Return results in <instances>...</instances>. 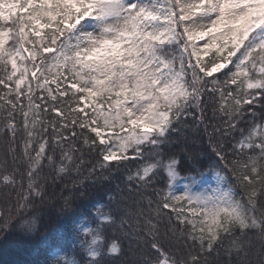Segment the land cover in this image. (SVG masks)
<instances>
[{
    "label": "snow or ice",
    "instance_id": "6c2138e0",
    "mask_svg": "<svg viewBox=\"0 0 264 264\" xmlns=\"http://www.w3.org/2000/svg\"><path fill=\"white\" fill-rule=\"evenodd\" d=\"M201 130L215 186L194 191L180 166L203 160L172 148ZM120 169L129 196L41 264H264V0H0V240Z\"/></svg>",
    "mask_w": 264,
    "mask_h": 264
},
{
    "label": "trees",
    "instance_id": "16d2710c",
    "mask_svg": "<svg viewBox=\"0 0 264 264\" xmlns=\"http://www.w3.org/2000/svg\"><path fill=\"white\" fill-rule=\"evenodd\" d=\"M79 107H84L80 105ZM87 111V109H85ZM79 131V129H78ZM184 150V151H182ZM172 151L180 153L182 156L185 152L188 155H192L197 161L203 160V163L196 165L199 172L205 173L202 177L198 175L196 171H189L188 164L182 161L180 166V173L184 175H195L197 178H211L214 177V173L209 170L208 165L215 163L216 158L212 156L207 138L203 135V132L197 133V135L190 140L187 144L179 143L172 148ZM86 159H88L86 154ZM94 161V157L92 158ZM130 168L134 171L137 164L135 161L128 162ZM217 168L222 169V164H217ZM127 170L120 169L110 173L113 178L105 180L102 178L93 177L95 183L89 181L84 185L83 188H73L71 183L67 184V188L61 184L60 187L56 188L55 195L59 199L61 189L63 195L73 197V208L69 213H66L64 217L57 218L53 212H50L47 208L38 214V230L34 234H27L26 231H18L15 228L8 235L6 240H0V264H41L46 258H51L48 252L49 246L54 245L55 242L60 238L63 233H57L56 229L61 225H70L73 219L86 218L88 222L92 220L91 213L93 208L97 204H103L110 206L111 201L109 197H116L121 199L122 197H128L127 184L125 182V176ZM164 184H157L155 187L160 189L164 187ZM148 196L154 198L152 188L145 190ZM52 192V189H49ZM81 192H86L87 195L81 196ZM134 197V192L131 195ZM107 210V209H106ZM167 212V210H165ZM84 220H81L83 223ZM167 216L164 217V224L161 225L162 229L166 226ZM110 237L115 236L119 238L123 244L125 252L128 251L127 241L123 240V237L119 232L110 230L108 232ZM60 254H64L60 251ZM79 259V256H77Z\"/></svg>",
    "mask_w": 264,
    "mask_h": 264
},
{
    "label": "rangeland",
    "instance_id": "374dc122",
    "mask_svg": "<svg viewBox=\"0 0 264 264\" xmlns=\"http://www.w3.org/2000/svg\"><path fill=\"white\" fill-rule=\"evenodd\" d=\"M197 179L199 182L198 184L194 185V191L210 190L212 187L215 186V176L211 178H203V179L197 178ZM182 183L183 181H181L180 184L178 185V188H177L178 191H182ZM89 223H91V220Z\"/></svg>",
    "mask_w": 264,
    "mask_h": 264
}]
</instances>
